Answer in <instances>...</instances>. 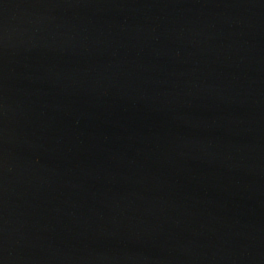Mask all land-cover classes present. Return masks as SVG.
Returning <instances> with one entry per match:
<instances>
[{
    "label": "water",
    "instance_id": "obj_1",
    "mask_svg": "<svg viewBox=\"0 0 264 264\" xmlns=\"http://www.w3.org/2000/svg\"><path fill=\"white\" fill-rule=\"evenodd\" d=\"M0 264H264V0H0Z\"/></svg>",
    "mask_w": 264,
    "mask_h": 264
}]
</instances>
